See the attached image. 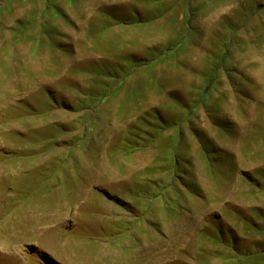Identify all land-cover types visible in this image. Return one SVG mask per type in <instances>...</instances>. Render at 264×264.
Instances as JSON below:
<instances>
[{"label":"rangeland","instance_id":"rangeland-1","mask_svg":"<svg viewBox=\"0 0 264 264\" xmlns=\"http://www.w3.org/2000/svg\"><path fill=\"white\" fill-rule=\"evenodd\" d=\"M0 264H264V0H0Z\"/></svg>","mask_w":264,"mask_h":264}]
</instances>
